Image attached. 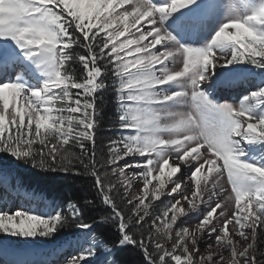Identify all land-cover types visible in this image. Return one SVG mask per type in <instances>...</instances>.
I'll use <instances>...</instances> for the list:
<instances>
[{"label":"snow or ice","instance_id":"obj_1","mask_svg":"<svg viewBox=\"0 0 264 264\" xmlns=\"http://www.w3.org/2000/svg\"><path fill=\"white\" fill-rule=\"evenodd\" d=\"M237 85L236 102L216 97ZM109 87L121 135L98 167L96 95ZM0 153L65 175L78 160L114 246L145 264H264V0H0ZM80 216L72 202L0 203V254L9 238L90 231ZM102 243L78 240L64 264H93Z\"/></svg>","mask_w":264,"mask_h":264},{"label":"trees","instance_id":"obj_2","mask_svg":"<svg viewBox=\"0 0 264 264\" xmlns=\"http://www.w3.org/2000/svg\"><path fill=\"white\" fill-rule=\"evenodd\" d=\"M83 52V50H78ZM79 74V66H74ZM111 85V79L107 80ZM115 89L109 87L96 95V133H95V154L100 167L107 159V143L109 139H115L117 136L118 123V104ZM89 152L92 151V145L89 143ZM79 155L78 148H69ZM87 162V161H86ZM9 168L14 173L17 182L21 187L27 190H35L47 198L54 200L59 207H64L68 202L76 203L81 212L80 221L93 225L92 231L98 236L105 245L113 247V257L117 264H145L143 254L139 249L127 246L124 248L115 247L116 229L111 220H104L103 217L111 215V210L103 205L96 189L94 180L84 172L82 165L74 159V164L81 171L80 175L63 173H46L40 169L33 168L31 165L23 164L14 160ZM106 169H102V172ZM107 182V181H106ZM117 203H120V194L113 192ZM95 199V205H88L87 201ZM123 207V205H121ZM127 211V209H125ZM72 230V229H71ZM67 228L61 230L60 236L71 232Z\"/></svg>","mask_w":264,"mask_h":264},{"label":"rangeland","instance_id":"obj_3","mask_svg":"<svg viewBox=\"0 0 264 264\" xmlns=\"http://www.w3.org/2000/svg\"><path fill=\"white\" fill-rule=\"evenodd\" d=\"M226 3L229 2V0H225ZM175 90V89H173ZM240 88L236 91L238 92V98L239 96L242 94V90L240 91ZM230 102H236L237 100H228ZM119 130V129H118ZM121 135L120 131L117 132V138ZM14 158L11 157L10 155L4 154V153H0V169L3 170V172L5 173V179L3 181H0V203H3L5 205H7L6 202L9 201V199L11 198V194H8L7 192H5V188L8 186V182L9 180L12 179H16L14 176V173L12 171L9 170L10 167L13 166L9 165L8 163H10V161L13 163L14 162ZM17 182V180L15 181V183ZM9 191V189H7ZM16 191L12 190V194H16ZM10 193V192H9ZM20 196L19 198H21L23 204L25 205V209L26 208H33L36 209L37 212L42 211V210H47L49 208V206H51L47 201L41 199L39 196L36 195H32L26 192H20L19 193ZM13 204L16 203L18 204L19 202L16 200H12ZM167 202V201H165ZM11 204V203H9ZM15 207H13L12 209L15 210V208L18 207H24L22 204L20 205H14ZM12 205H10L9 208H11ZM157 207H161V205H157ZM155 211V209H154ZM78 222H82V221H78ZM195 221L191 218H189L187 221H185L186 224H192ZM68 230H71V232L74 233V235L69 236L67 239H65V245L61 247L59 250H57L54 255L50 252L51 248H55L56 245H59L58 240H56L57 238H55L54 240H48L46 238H34L33 242L31 243H27V242H20L17 238H9L6 243H8L10 245L11 251L9 252L10 257L14 258V257H19V258H23L25 261H32V259H36L38 261H43L44 260V256H41L42 254H44L45 256H47L48 254H52L54 257V261L58 264H64L65 259L70 255V254H75L73 249L76 247V242L78 240H81L84 237H87L88 240L90 241L92 236L95 234L89 230H79L76 229L74 227H68ZM60 235H57V237ZM71 237H75V239L71 242L70 238ZM96 237V236H95ZM97 238V237H96ZM5 237L3 235H0V240H4ZM205 239H207V237H205ZM262 240H264L261 237ZM56 240V241H55ZM98 241H100L97 238ZM63 242V241H61ZM204 245L201 244V250H203ZM64 252V255L66 256L65 259L62 261L61 257H58V252ZM48 253V254H47ZM36 255V256H35ZM38 255V256H37ZM225 255H227V253H225ZM51 256V255H50ZM47 257H45L46 259ZM93 264H112V256H111V252L109 250V248L104 247V245L100 244L97 248V255L92 258Z\"/></svg>","mask_w":264,"mask_h":264},{"label":"bare ground","instance_id":"obj_4","mask_svg":"<svg viewBox=\"0 0 264 264\" xmlns=\"http://www.w3.org/2000/svg\"><path fill=\"white\" fill-rule=\"evenodd\" d=\"M243 86H246V85H243ZM235 87V86H234ZM234 87H232V88H229L230 90H228V91H226V93L222 90V88L221 89H218L217 90V92H216V94H219L221 97H222V99L223 98H230V99H232L235 95L232 93L233 92V88ZM218 96V95H217ZM219 96V97H220ZM220 97V98H221ZM20 201V203L18 204V205H20L21 206V203H22V201L21 200H19ZM14 206V205H13ZM24 206V205H23ZM8 208L10 207V204L7 206ZM16 207H18V206H16ZM24 208V207H23ZM263 238V237H262ZM41 264H49L48 262H46V261H44V262H41Z\"/></svg>","mask_w":264,"mask_h":264}]
</instances>
